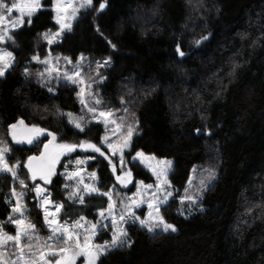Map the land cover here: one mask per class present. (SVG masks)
I'll use <instances>...</instances> for the list:
<instances>
[{"label":"trees","instance_id":"obj_1","mask_svg":"<svg viewBox=\"0 0 264 264\" xmlns=\"http://www.w3.org/2000/svg\"><path fill=\"white\" fill-rule=\"evenodd\" d=\"M100 2L93 0V7L81 10L72 31L49 45L42 34L58 25L52 0H42L33 23L15 31L16 44H5L15 61L0 77V140L10 143L8 125L22 119L54 132L60 141L86 139L99 145L103 126L87 120L90 113L80 104L77 87L59 82L49 92L31 57L57 54L75 61L85 56L91 62L109 57L110 64L100 69L106 79L97 90L107 107L135 113H124L129 122L138 121L139 133L126 160L138 150L173 159V196L161 214L177 231L154 234L130 223L131 243L111 251L102 264H264V0H105V9L97 12ZM201 36L208 38L195 48ZM177 43L184 57L176 54ZM68 113L73 119L85 117L81 123L91 131L79 133ZM10 149L8 163L19 160L20 178L25 179L23 163L39 152V145ZM75 154L96 156L87 166L96 170L102 191L123 189L99 154ZM201 165L214 169L215 179L184 216L179 197ZM128 167L134 180L151 181L137 162ZM63 184L57 171L46 185L51 199L65 204L62 221L80 215L93 219L99 206L106 208L107 197L95 194L84 205L71 204ZM20 187L10 173H0V222L9 233L15 232L7 221L10 194ZM26 191L27 215L43 232V212L34 192ZM109 238L103 229L95 241ZM77 264H84L83 259Z\"/></svg>","mask_w":264,"mask_h":264},{"label":"snow or ice","instance_id":"obj_2","mask_svg":"<svg viewBox=\"0 0 264 264\" xmlns=\"http://www.w3.org/2000/svg\"><path fill=\"white\" fill-rule=\"evenodd\" d=\"M93 6V0H52L51 10L55 13L53 20L59 28L55 32L49 30L43 33V38L47 40L49 45H52L62 37L64 32L72 31L73 22L78 19L80 10H86ZM41 7L42 0H14L10 4L6 3L5 0H0V44L11 42L15 45V31L21 29L25 23L30 26L33 23V16ZM105 7V0H101L97 12L105 9ZM15 13H19V15H15ZM207 38V36H201L194 43L198 45ZM111 46L116 47L114 44ZM175 51L178 56H185L180 43H177ZM31 59L46 65L44 72L37 74L40 78H45V74H47L48 80L55 78L58 82L63 80L80 86V90L77 92L80 104L84 109H87L88 113L92 114V120L104 125L105 134L100 137L99 145L86 139L80 140L79 143L57 142V135L54 132L36 125L29 127L22 119L8 125V135L16 143L39 144L40 137L47 132V140L43 144V148L40 149L39 155H30L23 163V168H26L28 172L25 179L20 178L21 174L17 170V166L20 164L19 160L15 164L8 163L10 157H7L6 154L12 149L2 146L5 141L0 140V173H10L13 180L19 181L22 189L36 193L35 199L39 201L38 207L44 209V224L48 229V235L46 237L41 236L36 223L25 215L27 209L23 200L26 197V192L17 193L13 188L12 197H15L16 203L12 206L7 221L15 226V233L11 234L5 231L4 224L0 223V264H77L78 258H83L84 264H102V258L110 254L111 251L131 243L123 226L129 219L133 222L138 221L140 226L146 228L150 233L158 234L157 229H161L163 232L177 231V228L168 223L161 214V207L167 205L169 198L173 196V185L168 179L172 161L158 160L154 154L146 155L139 150L131 156L130 161L126 160L125 150L131 148L133 136L139 134L137 131L138 121L133 120L126 123L127 116L117 117L116 112L122 111L132 117H135V113L127 107L120 109L107 107L99 91H92L93 84H98L106 79L99 73L98 69L107 67L110 64V58L105 59L103 63L97 61L95 69H92L91 65L89 66L90 71L95 73L97 79L82 71L81 61L84 57L77 60L76 65L71 70H65L62 74L58 65L52 64L49 57L40 60L38 55H33ZM59 59L60 57H56L57 61ZM63 59L69 64L72 63L67 56ZM14 61L15 57L11 51H8L6 47L0 48V77H4L6 72L14 67ZM24 72L25 75L30 74L27 68ZM53 74L55 75L53 76ZM48 91L53 92L54 89L49 87ZM90 99L94 103H90ZM120 103L122 106L126 103L124 97H121ZM67 115L69 116V123L73 124L79 133L91 131L90 127L86 129L85 124L81 123L84 120L83 116L79 119H73L71 113ZM196 131L199 133L200 130L196 129ZM109 133L117 138L110 140ZM103 148H106L107 153L111 155L106 154L102 150ZM77 149L82 152L97 153L103 157L107 161L116 183L122 187H127L129 183L133 182V172L128 165L129 163L135 164L137 160L152 172L156 183L152 185L145 184L143 181H135L136 192L130 197L121 198L119 203L124 211L117 218L114 196L119 195V193L116 192L115 186L109 187L107 191H102L97 184L99 178L95 170L89 173L92 183H85L84 177L81 175L83 169L79 166L85 164L87 160L96 159V156L89 155L84 159L77 157L71 171L68 170V164H65V172L60 173L64 176L65 181L72 182L63 185L65 189H68L65 200L71 204L84 205L86 197L95 194L107 197L108 203L106 208L98 207L99 218L95 223L86 220L84 215H80L78 218L73 216L70 221L63 220L61 222L60 213L65 204L50 199L52 193L47 188L42 187L40 183H35L34 187L29 188L26 179L34 182L39 179L44 185L51 184L52 178L57 174V164L63 163L61 157L70 156ZM117 156L120 165L119 174H117L118 170L114 162V158ZM153 161L155 164L152 163ZM126 168L127 171H125ZM205 171H207V175L200 179L196 195L188 194V189L185 188V195L179 197L181 204L185 201L189 202V209L198 203L200 193L206 190L208 183L215 179L214 169ZM192 179L190 176L189 185L192 184ZM153 188L155 190L149 193V190ZM125 199L128 203H125ZM8 202L5 201V203ZM142 204H147L149 209L143 218L134 211V209L140 208ZM49 206H53L55 211H50ZM106 213L107 215H105ZM181 214L183 213L181 212ZM109 218L111 219V240L96 243L94 238L107 227L106 224L102 225V221Z\"/></svg>","mask_w":264,"mask_h":264},{"label":"rangeland","instance_id":"obj_3","mask_svg":"<svg viewBox=\"0 0 264 264\" xmlns=\"http://www.w3.org/2000/svg\"><path fill=\"white\" fill-rule=\"evenodd\" d=\"M5 2L6 3H12V2H14V0H5ZM81 11V10H80ZM79 14V13H78ZM15 15H19V13H15ZM54 15H55V13H54ZM26 19V18H25ZM58 28H59V26H58ZM58 28H57V30H58ZM57 30H54V31H52V32H55V31H57ZM46 40V39H45ZM47 41V40H46ZM3 47H5V44H0V48H3ZM8 50V49H7ZM9 51V50H8ZM45 57H49L50 58V60H51V63L52 64H57L58 65V67H59V70H60V72H61V74L65 71V70H71L75 65H76V62H77V60H79L81 57H84V59L81 61V69H82V71L83 72H85V73H88L89 75H91V76H93V78L94 79H97V77L95 76V73L94 72H92V71H90V68H89V66L91 65V68L92 69H95V66H96V62L97 61H99L100 63H103L104 62V60L105 59H100V60H96V61H90L87 57H85V56H79L78 58H77V60H75V61H72V63H67L66 61H64V59H63V57H65V56H61V55H57V54H49V55H47V56H45ZM45 57H43V58H40V60H44V58ZM56 57H60V59H59V61H57L56 60ZM109 57H107L106 59H108ZM32 62L34 63V65H35V67H34V72L36 73V74H38V73H41V72H44V69H45V67H46V65H44V64H42V63H38L37 61H33L32 60ZM110 62H111V60H110ZM100 69L101 68H99L98 69V71H99V73H101L100 72ZM55 74H53V76H54ZM37 77L45 84V86L47 87V88H49V87H52V88H54V86L57 84V83H59L55 78H53V79H51V80H48L46 77H47V74H45V78H40L38 75H37ZM60 82H66V81H63V80H61ZM71 84V83H70ZM99 84V83H98ZM98 84H93V86H92V91L93 92H96V91H98L97 90V85ZM73 85H75L76 87H77V91H79L80 90V86H78V85H76V84H73ZM79 100V99H78ZM90 103H94V101L93 100H91L90 99V101H89ZM84 109V108H83ZM120 109V108H119ZM85 111H87V109H84ZM116 116L117 117H119V116H125V114H124V112H122V111H118V112H116ZM85 118V117H84ZM87 120H91V121H94V120H92V114H90L89 115V118L87 119ZM130 120H127L126 119V123H128ZM25 122V121H24ZM95 122V121H94ZM14 123H16V121L14 122ZM25 124L26 125H28L29 127H31L32 125H36V124H28V123H26L25 122ZM102 126H103V129H104V131H103V134L102 135H104L105 134V128H104V125L102 124V123H100ZM36 126H38V125H36ZM38 127H40V126H38ZM111 127V126H110ZM48 131V130H47ZM125 131H126V129H125ZM109 136H110V140H115L117 137H115V136H112L111 135V133H109ZM46 140H47V132H45V134L44 135H42L41 137H40V143L38 144L39 145V149H42L43 148V144L46 142ZM57 142H61L59 139H58V137H57ZM64 142V141H63ZM14 146V145H27V146H29V144H27V143H16V142H14L13 140H12V138H11V136H10V143H6V144H4V145H2V146H6V147H8V148H10V146ZM32 145V144H31ZM106 151H107V149L106 148H104ZM128 149H126L125 151H127ZM40 151V150H39ZM140 151V150H139ZM76 152V151H75ZM75 152L74 153H72V154H70V156H67V157H61V161L63 162V163H58L57 164V171H59L60 173H63V172H65V167H64V165L65 164H68V170L69 171H71L72 169H73V167H74V162H75V160L77 159V157H79L80 159H84L86 156H89V155H91V156H95L94 154H86V155H77V154H75ZM8 154V153H7ZM6 154V155H7ZM109 155H111L110 153H108ZM146 155H152V154H149V153H145ZM33 155H39V152L38 153H36V154H33ZM134 155V154H133ZM157 157V156H156ZM157 159L158 160H161V159H166V160H171L172 161V166H173V159L172 158H162V157H157ZM130 160H131V158H130ZM26 161V160H25ZM70 161H71V163H70ZM90 161H92V160H87V162L85 163V164H83V165H80L79 167L81 168V169H83V171H82V173H81V175H83V177H84V182L85 183H92L93 181L90 179V177H89V173H91L92 171H94L95 169H90L87 165H88V163L90 162ZM115 163H116V166H117V169H118V173H119V169H120V165H119V157L117 156V157H115V161H114ZM138 164H140L139 163V160H137L136 161ZM153 164H155V161H153L152 162ZM144 169H146L149 173H150V175H151V181H149V182H145L144 180H142V179H136V180H133V183L131 184V189L130 190H127V188L128 187H122L123 189H121V190H118L117 189V187H115V189H116V192L117 193H119V195H115L114 196V200L116 201V206H115V214H116V216H117V218H119V216H120V214H121V212H123L124 211V209L123 208H121V206H120V203H119V201L121 200V198H126V197H130V196H132V194L134 193V192H136V188H137V185H136V183H135V181H143L145 184H152V185H155V183H156V179H155V177L152 175V172L147 168V167H145L144 165H142V164H140ZM18 167L19 166H17V170H18ZM26 169V168H25ZM172 169V168H171ZM208 169H212V168H210L209 166H198V167H196L195 168V171H193L192 172V174H191V177L193 178L192 179V184L191 185H189L188 184V181H187V183H186V186H185V188H187L188 189V194H190V195H193V196H195L196 195V192H197V190H198V188H199V181H200V179H202V178H204V177H206V175H207V171H205V170H208ZM26 171H27V169H26ZM96 171V170H95ZM125 171H127V168L125 169ZM170 172H171V170H170ZM170 172H169V174H170ZM169 174H168V179H169ZM64 177V176H63ZM29 180V182H30V184H29V187L30 188H32V187H34L35 186V183H40L41 184V186L42 187H45L46 188V185H44L43 184V182L42 181H40L39 179H37V181H32V180H30V179H28ZM170 180V179H169ZM65 183H72L71 181H65V179H64V184ZM211 183V182H210ZM210 183H208V185L210 184ZM63 184V185H64ZM97 184H98V182H97ZM207 185V186H208ZM116 186H118V185H116ZM81 188H82V185H81ZM16 190V192L17 193H20V192H22V191H25L26 192V194H27V191L25 190V189H22L21 187L19 188V189H15ZM67 191L66 192H68V189H66ZM155 189L153 188V189H151V190H149V193L151 192V191H154ZM172 191H173V188H172ZM182 192V191H181ZM67 194V193H66ZM201 194V193H200ZM34 195H35V197H36V193L34 192ZM183 195H185V189L183 190V192L181 193V196H183ZM147 198V197H146ZM171 198V197H170ZM169 198V199H170ZM200 198V197H199ZM199 198H198V200H199ZM50 199H51V197H50ZM10 201H11V208H12V206L13 205H15V203H16V199H15V197H12V192H11V194H10ZM56 202V201H55ZM179 202H180V199H179ZM23 203H24V205L26 206V201H25V198H24V200H23ZM37 203H39V201H37ZM125 203H128V201L125 199ZM181 203V202H180ZM185 204L183 205V204H180V212H182L183 213V215L184 216H189L190 214H191V212H192V208H193V205H192V207H191V209H189V202L188 201H185L184 202ZM107 207V206H106ZM26 209H27V206H26ZM40 209L42 210V212H43V232H40L39 231V233H40V235L41 236H47L48 235V229H47V227L45 226V224H44V209L42 208V207H40ZM49 210L50 211H55V208L53 207V206H49ZM134 211L136 212V214L138 215V216H140L141 218H143L144 217V215L149 211V209H148V207H147V204H142L141 206H140V208H136V209H134ZM25 215L30 219V216H28L27 215V211L25 212ZM105 215H107V213L105 214ZM86 217V216H85ZM78 218V217H77ZM99 218V212H98V210L96 211V217H94L93 219L92 218H86V220H88V221H92L93 223H95L96 221H97V219ZM31 220V219H30ZM61 222H63V221H61ZM0 223H3V222H0ZM8 223H10V222H8ZM130 223H137V224H139V222L138 221H136V222H133L131 219H129L127 222H125L124 223V228L126 229V226L128 225V224H130ZM4 224V223H3ZM107 225V227H105L104 229H106L107 231H108V233H109V235H110V238H109V241L111 240V219L109 218L108 220H105V221H102V225ZM140 225V224H139ZM14 227V229H15V226H13ZM146 229V228H145ZM39 230V229H38ZM6 231V230H5ZM126 231H127V229H126ZM159 231H162L161 229H157L156 230V232H159ZM15 233V232H14ZM14 233H11V234H14ZM95 239V238H94ZM128 240H129V237H128ZM96 243H103L104 241H101V242H97V241H95ZM127 245V244H126ZM83 259V258H82ZM83 263H84V261H83Z\"/></svg>","mask_w":264,"mask_h":264},{"label":"water","instance_id":"obj_4","mask_svg":"<svg viewBox=\"0 0 264 264\" xmlns=\"http://www.w3.org/2000/svg\"><path fill=\"white\" fill-rule=\"evenodd\" d=\"M203 41H204V40H202L201 43H202ZM201 43H200V44H201ZM200 44H198V45H197V44H194V47H195V48H198V47L200 46ZM77 150H78L80 153H83L80 149H77ZM37 156H38V155H37ZM26 160H27V159H26ZM56 167H57V166H56ZM110 170H111V169H110ZM117 170H118V169H117ZM111 174H112V172H111ZM117 174H119L118 171H117ZM112 176H113V175H112ZM113 179H114V181H115V183H116V180H115V177H114V176H113ZM133 180H134V179H133ZM132 183H133V182H132ZM132 183H129L127 187L131 186ZM116 184H117L118 186H121V185H119L118 183H116ZM121 187H122V186H121Z\"/></svg>","mask_w":264,"mask_h":264}]
</instances>
